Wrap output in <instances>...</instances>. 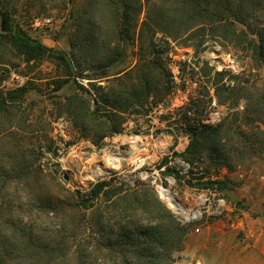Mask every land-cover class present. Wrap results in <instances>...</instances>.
<instances>
[{"label":"rangeland","instance_id":"374dc122","mask_svg":"<svg viewBox=\"0 0 264 264\" xmlns=\"http://www.w3.org/2000/svg\"><path fill=\"white\" fill-rule=\"evenodd\" d=\"M181 1L141 0L133 34L119 38L110 0H0V33L9 32L3 29L4 15L9 29L63 50L75 69L68 78L53 59L28 62L8 45L0 47V251L5 264H81L80 246L96 245L87 223L103 203L87 211L54 209L59 198L74 202L64 189L87 196L103 180L146 181L157 191L186 227L174 264H220L213 250L220 240L240 239L238 224L246 212L264 220V133L256 128L264 129V53L254 55L230 35L206 36L201 47L193 44L190 31L172 35L171 26L172 31L163 28L171 17L164 9ZM210 1L240 21L236 28L245 31V40L258 44L260 35L264 38V0ZM144 21L148 24L142 26ZM117 49L119 60L106 65L109 52ZM216 71H225L229 90L244 91L250 99L231 109L219 103L217 91L223 98L228 92L216 84ZM9 92L15 100L7 99ZM106 99L119 106L112 108ZM136 99L142 104H133ZM85 109L98 119L85 115ZM227 116L222 142L228 164L209 151L188 162L183 156L191 140L187 127L215 126ZM114 124L119 132L110 130ZM169 168L181 177L166 173ZM187 179L216 182L192 186ZM163 183L186 214L162 195ZM76 220L81 224L78 251L73 244L63 258L27 249L25 232L54 244L60 226L77 225Z\"/></svg>","mask_w":264,"mask_h":264},{"label":"trees","instance_id":"16d2710c","mask_svg":"<svg viewBox=\"0 0 264 264\" xmlns=\"http://www.w3.org/2000/svg\"><path fill=\"white\" fill-rule=\"evenodd\" d=\"M141 0H110V6L113 7L115 28L120 38L126 34L131 36L136 28L137 22L135 18L142 11ZM166 10L171 17L166 21L168 25L163 28L172 31V35L180 34L182 31H190V36L196 45L201 47L208 37H219L230 35V40L243 45V49L249 48L254 55L261 56L264 53V38L260 35V43L253 40H245V31H240L236 28V24L240 22L236 18L225 16L222 8L218 4H213L210 0H184L175 7H170ZM160 9L159 13H162ZM87 14V12H85ZM89 25L94 26L96 23L92 19V15L88 18ZM148 21L142 22L148 24ZM159 22V21H155ZM246 22V21H241ZM161 21L158 23L163 26L166 24ZM246 24V23H245ZM84 28V27H83ZM169 28V29H168ZM175 30V31H174ZM8 45L16 54L23 56L28 62H41L46 58L53 59L57 65H62L64 72L68 74V78L74 75L73 58L69 57L63 50H54L42 42L28 36L21 29H9L8 33H0V47ZM188 44V43H186ZM73 48L76 45L73 43ZM110 59L106 65H110L119 60L120 51H110ZM225 71H216L217 85L222 84L228 95L224 98L218 92L219 103L227 104L229 109L236 107L240 100L244 98L249 100L250 97L243 93H236L234 90H229L223 83ZM67 78V79H68ZM67 79L60 80V86L67 82ZM69 80V79H68ZM219 89V88H218ZM7 99L15 100L14 93H7ZM142 104L140 99H136L133 104ZM106 104L112 108L119 106L116 103L106 99ZM0 107L3 103L0 101ZM75 113H79L78 110ZM91 114V117L98 119L94 111L84 114ZM234 114L239 116L238 111ZM228 120L225 117L217 125H190L186 132L190 135V143L183 156L188 162H193L201 154L209 151L211 157L220 163L228 164L229 155L226 145L222 142L223 130ZM112 132H119V125H111ZM257 131L264 133V129L260 125H256ZM203 156V155H202ZM175 174L178 177V170L169 168L166 173ZM216 181L194 183L187 179V183L192 186L205 185L208 186ZM68 191L73 197L65 202L58 200L55 212L58 210L65 211L66 207L82 208V210H94L98 201H102L103 205L99 207L98 215L95 211H91L90 219L87 227L92 229V234L96 236V245L80 246L75 242L78 239L80 222L76 220L77 225H62L58 229L59 238L54 244L42 242L36 238L33 233L25 232L27 249H36L39 254L53 256L60 254L63 258L69 255L70 249L75 244L77 251L79 250L81 264H174V252L181 250L183 241L186 235V227L177 218L173 210L159 197L157 191L151 188L146 181H135L134 184L127 182L98 181L96 182L87 196L80 195V191ZM105 205V206H104ZM83 217V216H81ZM80 217V218H81ZM86 219L85 217H83ZM74 222V221H72ZM90 224V225H88ZM23 228V227H22ZM24 229V228H23ZM26 250V248H24ZM34 250V251H36ZM33 251V250H32ZM6 255L0 251V264L7 262Z\"/></svg>","mask_w":264,"mask_h":264},{"label":"crops","instance_id":"0c3cea01","mask_svg":"<svg viewBox=\"0 0 264 264\" xmlns=\"http://www.w3.org/2000/svg\"><path fill=\"white\" fill-rule=\"evenodd\" d=\"M241 220L238 228L243 232L236 243L220 240L217 252L220 264H264V220L249 216ZM215 259V258H214Z\"/></svg>","mask_w":264,"mask_h":264},{"label":"bare ground","instance_id":"6f19581e","mask_svg":"<svg viewBox=\"0 0 264 264\" xmlns=\"http://www.w3.org/2000/svg\"><path fill=\"white\" fill-rule=\"evenodd\" d=\"M163 194L165 199L169 202V204H171L172 206L178 208L179 210H181L183 213H187V210L184 208V206L182 204L179 203V200L175 197V195L168 189V188H163Z\"/></svg>","mask_w":264,"mask_h":264},{"label":"water","instance_id":"95a60500","mask_svg":"<svg viewBox=\"0 0 264 264\" xmlns=\"http://www.w3.org/2000/svg\"><path fill=\"white\" fill-rule=\"evenodd\" d=\"M3 18H4V20H5V23H4V26H3V29H4L5 31H9V26H8V21H7L8 18H6V16H4V15H3ZM162 186H163V188H167L166 183H163Z\"/></svg>","mask_w":264,"mask_h":264},{"label":"built area","instance_id":"2783aa9c","mask_svg":"<svg viewBox=\"0 0 264 264\" xmlns=\"http://www.w3.org/2000/svg\"><path fill=\"white\" fill-rule=\"evenodd\" d=\"M223 202L221 199H220V203Z\"/></svg>","mask_w":264,"mask_h":264}]
</instances>
